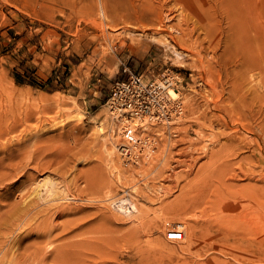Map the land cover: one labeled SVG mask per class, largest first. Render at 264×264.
<instances>
[{
  "label": "rangeland",
  "instance_id": "374dc122",
  "mask_svg": "<svg viewBox=\"0 0 264 264\" xmlns=\"http://www.w3.org/2000/svg\"><path fill=\"white\" fill-rule=\"evenodd\" d=\"M231 1L0 0V255L31 251L42 239L53 254L48 264H264V196L247 187L261 184L240 175L232 181L227 164L237 126L228 113L264 105L253 103L264 91V0H237L239 60L221 6ZM184 19L192 41L158 27ZM130 73L145 82L170 77L183 102L174 125H148L151 141L135 162L114 147L119 123L106 104ZM247 152L232 159L236 173L240 162L249 168L240 161ZM47 183L65 213L60 200L38 197ZM226 184L240 186L233 197L222 195ZM55 226L62 237L47 235ZM169 229L181 231L180 241L166 239Z\"/></svg>",
  "mask_w": 264,
  "mask_h": 264
},
{
  "label": "bare ground",
  "instance_id": "6f19581e",
  "mask_svg": "<svg viewBox=\"0 0 264 264\" xmlns=\"http://www.w3.org/2000/svg\"><path fill=\"white\" fill-rule=\"evenodd\" d=\"M145 1H147V2H149V3H153L154 1H159V2H163L164 4H166V2H167V0H145ZM221 6L222 7H224V8H226V15H225V18H226V20L228 21V28H230V31H231V33L232 34H237V35H229L228 36V39H227V41L226 42H229V43H231L232 44V46H233V49H234V51H235V54H236V56H237V59L239 60V59H241V55H242V53H243V51H242V25H241V19H240V16H239V3L237 2V0H233V1H231V2H229V3H221ZM164 7V6H163ZM165 9H166V7H164ZM167 10V9H166ZM168 14H171V12L169 11V10H167L166 11ZM193 12L195 13V10H193ZM167 16V15H166ZM195 16H196V14H195ZM142 20V22H141V25H144V26H146V27H151V28H153V25L151 24V23H148V22H146L144 19H141ZM196 21H198V22H200L203 26H207V23H206V21L208 22V25H209V27L212 25L210 22H209V19H208V17L207 16H205V17H203V18H201V17H198V16H196ZM187 24H189V21H188V19H184V20H182L180 23L179 22H177L176 24H174V25H169V26H166L165 24H162V23H159V25H158V27L161 29V31L162 32H167V38L168 37H172V38H174V36L172 35V34H174L173 32H175L176 34H180V36H182V37H185V36H187L186 37V39L187 40H191L192 41V36L191 35H193V31L191 30V29H189V27H188V25ZM100 25V24H99ZM108 25V24H107ZM111 25V24H110ZM148 25V26H147ZM109 27V26H108ZM108 27H106V28H108ZM102 28H103V26H102ZM105 29V28H104ZM157 29V28H156ZM145 30V29H144ZM159 32V31H158ZM220 32L221 33H223V32H225V29L224 28H220ZM234 32V33H233ZM161 33V32H160ZM163 34V33H162ZM229 34V33H228ZM112 37H116V36H112ZM129 38H131L132 39V37H129ZM116 39V38H115ZM131 39H129V40H131ZM136 40V39H135ZM181 40V39H180ZM180 40H177V41H175L176 43H178V44H180L181 43V41ZM137 41V40H136ZM135 41V42H136ZM132 43V42H131ZM137 43V42H136ZM139 43H137V45H138ZM134 45V44H133ZM181 45V44H180ZM132 46V45H131ZM231 46V45H230ZM181 47H184V46H181ZM130 48H132V47H130ZM234 74H236L237 76H238V72L237 71H234ZM167 77V76H166ZM168 78V77H167ZM168 83H169V85L166 87V89H164V91H166L168 94H166V97L168 98V99H172V100H175V101H177V102H179L180 103V105H182L183 106V102H182V100L178 97V93H177V90L174 88V87H171V86H173V81H171V78L169 77L168 78ZM260 87L261 88H263L264 86L263 85H261V83H260ZM259 88V87H258ZM254 91H255V89H253ZM169 95V96H168ZM170 97V98H169ZM261 101H263V103H264V91H261L260 92V89H258V94H256L254 97H253V103H255V102H258V103H261ZM182 106H180V108L182 109ZM228 116H229V118H230V120H231V122H232V124H237V126L233 129V131H234V134H235V136L233 135L232 136V138H230L231 139V142H230V144H229V148H230V153H229V160H228V167L230 168V171L232 172V176H233V178H232V181H233V179H234V177H236V176H238L239 177V175L241 176V177H244V178H248V179H251V180H255V181H257V182H259L261 185H259V184H257V185H252V184H250L249 186H247L248 188L250 187L251 189H254L255 191H253L257 196H264V172L262 171V170H260V171H256V168H257V164H259V165H262V164H264V105L263 106H260L258 109L256 108V106L254 105L250 110H249V113L247 112V113H244V112H238V113H234V112H229L228 113ZM166 126H168V127H170V126H172V123L171 124H167ZM114 127V126H113ZM242 130V131H241ZM246 132V133H245ZM111 138V137H110ZM113 141V140H112ZM117 142V141H116ZM106 144V143H105ZM115 144V143H114ZM114 147L117 149V151H118V153L120 152V147H119V145H118V143H116V145H114ZM244 148H246V149H249L250 150V153L249 152H247L248 153V155H245V156H240V161H243V162H245L244 160H248V162L247 163H250V166H249V168L247 169V170H244V171H242L239 167L241 166L240 164H241V162H240V164H239V167L237 168V169H239V171L236 173V171H234V170H232V167H233V164L231 163V161H235V160H232V159H234V158H236L239 154H241L242 153V151H243V149ZM110 153V152H109ZM109 153H107V154H109ZM120 154V153H119ZM243 154V153H242ZM110 155H111V153H110ZM237 162V161H236ZM239 162V161H238ZM237 162V163H238ZM237 166V165H236ZM257 173H258V175L260 176V178H258L257 180H256V178H257ZM231 176V177H232ZM236 179V178H235ZM234 179V180H235ZM47 181V180H46ZM45 181V182H46ZM43 183V182H42ZM40 185H42V184H40ZM44 192H37L38 193V197L39 198H47L48 200H47V202H51V203H56L57 201H63L62 199H60L62 196L59 194V193H55V195H53L52 197H50L51 196V194L54 192V189H52L53 187H52V184H44ZM56 188V187H55ZM239 188H240V186H238V185H235V184H226L225 185V189H224V191H222V195H224L226 198H227V196L229 195H231V193H235V191H237V190H239ZM234 189V190H233ZM36 190V189H35ZM34 190V191H35ZM41 190V189H40ZM56 190V189H55ZM39 191V190H38ZM29 193V192H28ZM32 194L34 195V193L32 192ZM241 194V193H240ZM37 196V195H36ZM232 196V195H231ZM230 196V197H231ZM33 197H35V196H33ZM37 197V198H38ZM191 198H192V196H190ZM233 197V196H232ZM50 198V199H49ZM222 197H220V199H221ZM234 198H235V196H234ZM31 199V198H30ZM66 200V199H65ZM37 201V200H36ZM44 201H46V200H44ZM43 201V202H44ZM123 201H125V198H122V199H119V200H117L116 201V203L118 204V205H121L122 206V203H123ZM24 202V201H23ZM26 202V201H25ZM28 202V201H27ZM30 202V201H29ZM32 202H33V198H32ZM47 202H45V203H47ZM64 202V201H63ZM63 202H62V204H63ZM58 203V202H57ZM34 204H36V203H34ZM175 205L177 204V203H174ZM179 204H180V202H179ZM178 204V205H179ZM47 205V204H46ZM64 205V204H63ZM25 206V205H24ZM33 206V205H32ZM32 206L30 207V208H32ZM51 206H52V204H51ZM56 206V208H58V211L61 209V210H63V211H61V212H66V210H64L63 208H65V205H64V207L60 204L58 207H57V205H55ZM34 207V206H33ZM36 207V206H35ZM43 207V206H42ZM48 207V206H47ZM47 207H46V209H47ZM132 207L134 208V209H136V207L134 206V205H132ZM177 207H179V206H177ZM26 208V207H25ZM49 208V207H48ZM51 208V207H50ZM53 208H54V206H53ZM66 208H68L67 206H66ZM13 209V208H12ZM11 209V210H12ZM29 209V208H28ZM35 209V208H34ZM34 209H32L34 212L36 211V209L34 210ZM44 209H45V207H44ZM45 209V210H46ZM52 209V208H51ZM51 209H48V210H51ZM141 209V208H140ZM22 210H24V208H23V206H22ZM27 210V209H26ZM40 210L41 211H39V212H41L42 213V209H41V207H40ZM44 210V211H45ZM57 210V209H56ZM142 210V209H141ZM12 211H14V210H12ZM19 211H20V209H19ZM38 211V210H37ZM47 211V210H46ZM45 211V214H47V212H49V211H47L46 212ZM58 211H56V212H58ZM15 212V211H14ZM27 212V211H26ZM34 212L32 213V211H31V213L32 214H34ZM53 212H55L54 210H53ZM64 212V213H65ZM68 212V211H67ZM22 213V212H21ZM23 213H25V212H23ZM22 213V214H23ZM60 213V212H59ZM144 212L143 211H140V214L141 215H144L143 214ZM27 215L29 214L30 215V213L28 212V213H26ZM39 214V217H40V215H44L43 213L42 214H40V213H38ZM50 215H51V212L49 213ZM56 214V213H55ZM15 215H16V213H15ZM19 215V214H18ZM25 215V214H24ZM35 215V214H34ZM56 215H58V214H56ZM66 215V214H65ZM32 216V215H31ZM38 216V215H37ZM46 216V215H45ZM48 217H49V215H47ZM53 216H55V215H53ZM60 217H61V214L59 215ZM145 216H148V215H145ZM19 217V216H18ZM26 217V216H25ZM25 217H23V218H25ZM32 217H34V216H32ZM31 217V218H32ZM44 216H42V218H43ZM63 217V216H62ZM20 218H22V215H21V217ZM20 218H19V220H20ZM22 218V219H23ZM27 218H28V216H27ZM27 218H25L24 219V221L25 220H27ZM41 218V217H40ZM56 218H57V216H56ZM147 218V217H146ZM18 219V218H17ZM29 219V218H28ZM35 219H36V217H35ZM12 220H13V218H12ZM19 220H17V221H19ZM31 222H33L32 220H34V219H29ZM41 220V219H40ZM40 220H38V221H40ZM44 220V222H45V219H43ZM51 219H49V220H46V221H50ZM16 221V223L18 224V222ZM35 221V220H34ZM21 222H23V221H21ZM26 222H28V223H30L29 221H26ZM26 222H23V223H26ZM42 222V221H41ZM52 222V221H51ZM27 223V224H28ZM35 223V222H34ZM34 223H32V225L34 224ZM38 222H36V224H37ZM40 223V222H39ZM46 223V222H45ZM45 223H41V224H45ZM53 223V222H52ZM146 223V222H145ZM15 224V223H14ZM13 224V225H14ZM40 224V225H41ZM64 224H66V222L64 223ZM10 225H12V223L10 224ZM18 225H21L22 226V223H20V224H18ZM23 225H26V224H23ZM31 225V224H30ZM26 226H28V225H26ZM25 226V227H26ZM53 226V225H52ZM58 226V225H57ZM57 226H55V227H52V228H49V230H47L46 229V231H47V235H48V233H49V235H50V232H54V230H56V232H57V234L56 235H59V236H61L62 237V235H60V234H62V232L64 231V229H62V228H58ZM6 227V226H5ZM16 227V226H15ZM24 227V226H23ZM33 227V226H32ZM38 227V226H37ZM36 227V228H37ZM40 227V226H39ZM41 227H43V225L41 226ZM45 227H48L47 226V223L45 224ZM45 227H44V230H45ZM50 227V226H49ZM144 227V226H143ZM10 228H12V226L10 227ZM142 228V227H141ZM146 228H147V226H146ZM8 229V228H7ZM39 229H41V228H39ZM62 229V230H61ZM144 229V228H143ZM193 228L191 227V230H192ZM203 229V228H202ZM211 229H213V228H207V231H205V234L207 233V234H211V232H210V230ZM9 231H10V229H8ZM7 230V231H8ZM18 230V229H17ZM20 230V229H19ZM22 230V229H21ZM20 230V231H21ZM24 230H25V228H24ZM23 230V231H24ZM42 230V229H41ZM59 230H61L60 231V233L58 232ZM139 230V228L137 229V231ZM6 231V232H7ZM16 231V230H15ZM19 231V232H20ZM33 231H36V230H33ZM136 231V232H137ZM4 233L3 235H5V237H6V234L7 233H10V232H7V233ZM18 232V231H17ZM22 232V231H21ZM20 232V233H21ZM28 232V231H27ZM38 232V231H37ZM40 232V231H39ZM55 232V233H56ZM129 232H133V231H129ZM20 233H19V236H23V235H20ZM25 233V232H24ZM24 233H22V234H24ZM30 232H28V233H26L27 235L29 234ZM36 233V232H35ZM34 233V234H35ZM43 233V231L41 232V234H39V233H36L37 235H36V237L37 238H43V236H44V234H42ZM65 233V232H64ZM235 233L237 234L238 232L237 231H235V232H233V235H235ZM1 234V233H0ZM15 234V233H14ZM127 234V233H126ZM133 234V233H132ZM131 234V235H132ZM134 234H135V232H134ZM133 234V235H134ZM232 234V233H231ZM17 235V234H16ZM26 235V236H27ZM31 235H32V233H31ZM30 234L28 235V236H31ZM46 235V236H47ZM53 233H52V238H53ZM63 235H65V234H63ZM219 235H220V233H219ZM18 236V237H19ZM55 236V235H54ZM128 236H130L129 234H128ZM50 237V238H51ZM56 237V236H55ZM61 237H58L57 236V238H61ZM1 238V237H0ZM24 238V237H23ZM26 238V237H25ZM24 238V239H25ZM2 239V238H1ZM19 239H20V237H19ZM44 239V238H43ZM46 239V238H45ZM49 239V238H48ZM47 239V240H48ZM58 239V240H59ZM62 239V238H61ZM63 239H65V238H63ZM110 240H112L111 238H109ZM125 239V238H124ZM5 240V239H4ZM4 240L2 241L3 243H4ZM17 240V242H18V239H16ZM21 240V239H20ZM27 240V239H26ZM42 239H40V241H37V240H35V241H37V242H35V243H33V244H31V242H30V244L32 245V248H33V250H31V251H28V249L26 250L27 252H23V253H21V254H12V251H11V254L10 255H8V251H6V252H4L5 251V249L3 248V246L0 244V249H4V254L2 253L0 256H2V257H0V264H48L49 262H48V258L50 257V256H52L53 254H50L49 253V251L51 250H49L48 251V249H47V247H45L46 248V250L45 249H43L42 247H40L39 245L42 243V241H41ZM12 241V240H11ZM32 241V240H31ZM113 241H114V239H113ZM112 241V242H113ZM13 242H15L16 243V241H13ZM20 242V241H19ZM46 242H48V241H46ZM49 242H50V240H49ZM65 242H67V240L65 241ZM60 243H63V241L61 242L60 241ZM114 243V242H113ZM5 244V243H4ZM12 244V243H11ZM45 244H47V243H45ZM73 244V243H72ZM78 244V243H77ZM106 244H111V243H107L106 242ZM30 245V246H31ZM44 245V244H43ZM42 245V246H43ZM80 245V244H79ZM11 246V245H10ZM9 246V247H10ZM28 246H29V244H28ZM73 246H75V245H73ZM104 246H106L105 244H104ZM5 247V246H4ZM14 247V246H13ZM16 247H17V245H16ZM15 247V248H16ZM24 247V246H23ZM65 247V246H64ZM75 248H77V246H75ZM74 248V249H75ZM104 248V247H103ZM7 249V248H6ZM9 249H12L11 247L9 248ZM9 249H7V250H9ZM30 249V248H29ZM67 249V248H66ZM72 249V248H71ZM13 250V249H12ZM73 250V249H72ZM10 251V250H9ZM16 251H18V249L17 250H15V253H17ZM2 252V251H1ZM52 253L54 252V251H51ZM76 252V251H75ZM78 253V252H77ZM75 254V253H74ZM9 256V257H8ZM75 256H77V254L75 255ZM79 256V255H78ZM81 256V255H80ZM79 256V257H80ZM8 257V259L7 260H5L4 261V259L5 258H7ZM74 257V256H73ZM78 258H74V259H72L74 262H76L77 261V264L78 263H80L81 264V262H78V261H81V260H77ZM50 260V259H49ZM76 260V261H75ZM8 261V262H7ZM51 261V260H50ZM71 261V260H70ZM73 261H71V262H73ZM69 263V262H68ZM54 264V263H53ZM74 264V263H73ZM83 264V263H82Z\"/></svg>",
  "mask_w": 264,
  "mask_h": 264
},
{
  "label": "built area",
  "instance_id": "2783aa9c",
  "mask_svg": "<svg viewBox=\"0 0 264 264\" xmlns=\"http://www.w3.org/2000/svg\"><path fill=\"white\" fill-rule=\"evenodd\" d=\"M168 85L167 77L145 82L141 75L130 73L126 81L117 82L110 89L106 104L113 121L119 123L117 143L125 161H139L145 155L146 146L151 141L148 125H174L182 116L180 103L166 97L168 93L164 89ZM127 201L128 208L129 199ZM175 236L180 241L181 231L169 229L166 232L168 240H175Z\"/></svg>",
  "mask_w": 264,
  "mask_h": 264
}]
</instances>
